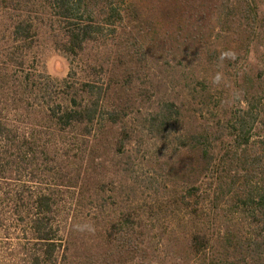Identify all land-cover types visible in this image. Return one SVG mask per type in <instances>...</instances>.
Masks as SVG:
<instances>
[{
    "label": "rangeland",
    "instance_id": "obj_1",
    "mask_svg": "<svg viewBox=\"0 0 264 264\" xmlns=\"http://www.w3.org/2000/svg\"><path fill=\"white\" fill-rule=\"evenodd\" d=\"M30 1L0 0V66L20 74L11 29L20 9L38 10L27 68L61 80L70 62L57 48L60 22L46 0ZM97 1L106 25L107 0ZM131 1L117 32L103 26L82 56L91 86L119 113L99 141L66 149L57 200L74 228L72 263L135 264L134 226L124 247L101 232L119 212L133 223L141 215L153 264H197L188 229L198 219L212 225L216 249L264 264V0L259 26L245 32L229 24L233 12L219 23V0ZM25 253L0 251V264H27Z\"/></svg>",
    "mask_w": 264,
    "mask_h": 264
},
{
    "label": "trees",
    "instance_id": "obj_2",
    "mask_svg": "<svg viewBox=\"0 0 264 264\" xmlns=\"http://www.w3.org/2000/svg\"><path fill=\"white\" fill-rule=\"evenodd\" d=\"M46 1L60 22L57 48L70 68L65 78L55 81L28 70L32 53L28 42L33 40L40 15L38 10L26 13L20 9L11 29L19 39L16 64L20 74L12 76L14 65L10 63L0 66V251H30L25 253L27 264H73L74 228L62 217L57 200L65 187V176L60 175L67 168L66 149L99 141L109 127L118 124L119 113L107 105L102 87L91 86L82 56L87 45L102 35L103 26L116 33L115 21L130 16L134 6L129 0L119 9L115 0H107L103 12L107 23L103 25L97 0ZM260 7L259 0H219L216 4L219 23L225 12H233L229 24L244 32L257 28ZM140 216L133 223L130 216L118 212L102 223L101 232L113 241L118 235L124 247V231L134 226L135 264H153L158 254L146 251L151 243L143 233ZM210 226L198 219L188 229V249L197 264H251L248 253L237 257L234 251L216 249Z\"/></svg>",
    "mask_w": 264,
    "mask_h": 264
}]
</instances>
